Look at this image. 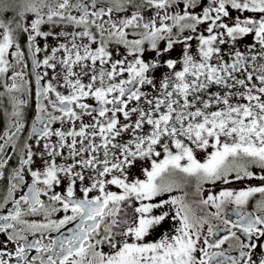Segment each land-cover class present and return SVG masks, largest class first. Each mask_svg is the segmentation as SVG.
<instances>
[{"label": "snow or ice", "instance_id": "snow-or-ice-1", "mask_svg": "<svg viewBox=\"0 0 264 264\" xmlns=\"http://www.w3.org/2000/svg\"><path fill=\"white\" fill-rule=\"evenodd\" d=\"M0 89V264H264V0H0Z\"/></svg>", "mask_w": 264, "mask_h": 264}, {"label": "flooded vegetation", "instance_id": "flooded-vegetation-1", "mask_svg": "<svg viewBox=\"0 0 264 264\" xmlns=\"http://www.w3.org/2000/svg\"><path fill=\"white\" fill-rule=\"evenodd\" d=\"M12 13H8L6 18H11ZM250 39V38H249ZM178 51V50H177ZM151 55H154L152 53H149L146 58H150ZM175 55V53L173 54ZM3 89H0V91H2ZM28 103L26 104L25 108H24V115H25V119H24V124H25V130L21 133V138H25L27 137L28 133L31 132V125L33 120L35 119V115H36V97H35V83H34V78L32 80V87H31V93L26 97ZM10 111V108H9ZM7 128V119L4 116L3 112H0V135L3 134V132L6 130ZM201 156L203 155V153L200 154ZM16 159H14L12 161V165L14 166L16 164ZM142 162H138V167L139 164ZM235 187V185H233ZM205 188H211L210 185H205ZM188 193V200L189 202H191L192 200L195 199L193 193L195 190V181L193 180L191 182V184L185 189ZM211 190L213 191H218V188H212ZM174 194H180L179 192H176ZM4 195V189L3 186L0 185V198H2V196ZM195 207V206H194ZM71 226V225H70ZM149 239H151V237H149Z\"/></svg>", "mask_w": 264, "mask_h": 264}]
</instances>
